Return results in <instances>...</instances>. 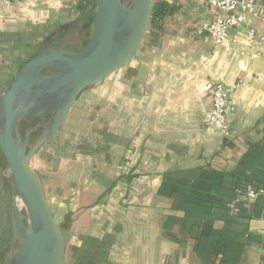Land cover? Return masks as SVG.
Returning <instances> with one entry per match:
<instances>
[{"label":"crops","instance_id":"crops-1","mask_svg":"<svg viewBox=\"0 0 264 264\" xmlns=\"http://www.w3.org/2000/svg\"><path fill=\"white\" fill-rule=\"evenodd\" d=\"M95 1L0 0V77ZM219 15L155 0L134 57L84 89L35 153L64 264H264V9L217 45L201 28ZM210 80L237 86L227 135L205 124ZM247 186L259 195L235 205Z\"/></svg>","mask_w":264,"mask_h":264},{"label":"water","instance_id":"water-1","mask_svg":"<svg viewBox=\"0 0 264 264\" xmlns=\"http://www.w3.org/2000/svg\"><path fill=\"white\" fill-rule=\"evenodd\" d=\"M154 5L155 0H96L92 33L82 48H44L21 66L10 86L0 80V151L13 179V239L5 264H64L63 228L45 198L34 155L54 138L84 89L130 62Z\"/></svg>","mask_w":264,"mask_h":264},{"label":"built area","instance_id":"built-area-1","mask_svg":"<svg viewBox=\"0 0 264 264\" xmlns=\"http://www.w3.org/2000/svg\"><path fill=\"white\" fill-rule=\"evenodd\" d=\"M9 2H21L23 0H8ZM210 7L217 8L220 15L212 20L203 23L201 31L206 33L210 40L217 45L228 41L233 33L240 32L245 26V14L251 13L257 16L260 10L264 9V1L258 3L255 0H206ZM255 30L246 28L248 42L255 39ZM236 85L227 86L216 81H207L204 84V92L210 97V108L205 114V124L222 135L229 133V116L234 106L233 95ZM259 191L247 186L242 195L235 200V205L241 202H250L257 198ZM233 211H237V206Z\"/></svg>","mask_w":264,"mask_h":264},{"label":"rangeland","instance_id":"rangeland-1","mask_svg":"<svg viewBox=\"0 0 264 264\" xmlns=\"http://www.w3.org/2000/svg\"><path fill=\"white\" fill-rule=\"evenodd\" d=\"M96 9V1L93 5V17ZM93 29V23H90L86 29L81 30V33H71L68 38L67 44H69L70 49L79 50L82 48L88 41ZM62 33L64 31L62 30ZM44 49L43 47L40 48ZM35 50L33 52V57L40 51ZM31 57V58H33ZM27 60H24L20 65L24 64ZM7 61L0 58V68L3 70L7 65ZM18 66V65H17ZM7 69V68H5ZM10 69V68H8ZM18 67L15 68L12 74L3 75L0 77V80L6 85L10 86L13 82L16 74L18 72ZM10 71V70H9ZM21 134L24 135V123L20 127ZM40 130L34 132L31 135V142H34L39 135ZM12 176L8 169L7 163L4 156L0 151V264H5L7 255L9 253L11 242L13 239V226H12Z\"/></svg>","mask_w":264,"mask_h":264},{"label":"trees","instance_id":"trees-1","mask_svg":"<svg viewBox=\"0 0 264 264\" xmlns=\"http://www.w3.org/2000/svg\"><path fill=\"white\" fill-rule=\"evenodd\" d=\"M93 11L90 13H84L81 16L80 20L68 29L64 28V33H62L63 29H58L55 33L48 36L41 47L43 48H70L69 44H67L68 38L71 33H81V30L87 28L90 23H93ZM67 32V34H65Z\"/></svg>","mask_w":264,"mask_h":264}]
</instances>
